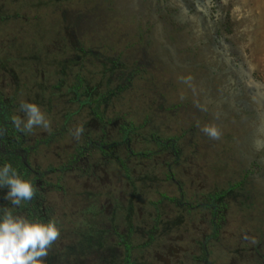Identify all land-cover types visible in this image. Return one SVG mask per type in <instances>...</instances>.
Segmentation results:
<instances>
[{
  "label": "flooded vegetation",
  "instance_id": "1",
  "mask_svg": "<svg viewBox=\"0 0 264 264\" xmlns=\"http://www.w3.org/2000/svg\"><path fill=\"white\" fill-rule=\"evenodd\" d=\"M143 4L147 2L0 0V165L11 163L23 179L32 182L34 188L32 200L22 202L17 208L3 199L7 189L0 188V213L7 209L26 219L55 220L59 224L55 201L65 192L63 183L69 171L61 155L64 154L65 161L72 166L75 161L81 163L88 158L90 149L104 148L91 141L86 143L89 125L79 117V111L73 114L66 112L69 109L66 98L58 106L49 104L42 107L32 103L49 122L47 129L34 126L31 132L19 131L12 122V117L26 122V114L20 110V104L24 102L23 88L35 87L31 81L35 70L40 67V59L32 56L35 48L29 47L28 41L38 45V39L50 38L55 48H63L66 42L75 51V55L70 56L72 69L90 70L95 65L93 68L97 70L96 66L99 67L97 72L106 80L103 81L105 100L114 101L127 89L125 97L128 101L136 96L144 102L143 111L148 113L149 109L153 112L152 119L148 115L146 126L152 127L155 118L167 131L163 133L160 145L166 153L164 165H169L168 171L171 173L177 164L176 173L182 177L179 182L185 181L188 185L185 187L187 197L193 193L200 197L203 201L199 207L211 210L215 219L221 215L234 216L233 226L240 228L241 243H235L233 247L230 246L232 243H215L216 239L220 240L218 224L215 221V227L211 229L209 222L212 218L209 217L201 218L204 229L196 226L187 229L182 225L167 232V223H161L162 219L155 216L153 222L163 224L159 231H166L163 233L166 236L161 243L153 239L138 246L131 241L127 228L117 231L116 223L129 220L130 204L126 199L125 203L116 206L115 211L106 210L105 216L98 219L100 223L97 226H93L92 219H86L84 223L87 225L80 228L67 229L57 225L60 235L43 258V264H209L214 252L225 254L229 264H264V173L257 167V162L249 158L248 152L241 150L243 144L238 142L246 130L242 121L247 109L243 103L245 100L235 101V105H244L238 109L233 105L234 100H224L215 86L212 93L207 85V77L216 81L222 72L226 82L233 74V66H229L231 62L225 60L228 53L224 56L220 51L218 53L217 46L221 40L215 34L213 38L208 35L204 38L203 31L197 32V44L188 47L189 55L183 53L187 47L178 45L174 49L166 44L165 29L158 21L159 17H153L155 23L152 26L148 17L151 14ZM33 5L51 11L45 18V27L41 25L43 21L35 18L30 23L24 16V9ZM13 10H19V13ZM126 10L133 12L134 17L124 13ZM164 12L166 15L167 11ZM210 13L215 28L220 18L215 0H212ZM198 19L203 26L205 18ZM21 20L23 24L20 27ZM31 24L34 29L30 28ZM126 26L129 28L125 34L121 33V28ZM16 27H19L17 34L20 29L26 33L21 39L14 38L12 31ZM24 50H27L26 57L22 54ZM195 54L203 59L204 64L198 63L193 57ZM205 56L210 62L208 66L205 65ZM202 71L207 74H202ZM135 80L147 85L151 82L154 88L151 95L138 88ZM232 85L227 84L230 88L228 96L232 95ZM94 89L98 90V87ZM221 90L226 94L224 88ZM74 94H77L79 104L91 107L90 100L81 101L80 94L77 91ZM239 95L236 93L235 97ZM244 118L245 123L251 121L254 127L256 121L259 124L261 115L256 113V120H250V116V119ZM114 119L118 129L126 123L121 118ZM208 126L218 129L219 139H212L202 131ZM260 126L262 130L263 126ZM93 127L95 130L98 128L96 125ZM77 129H82L79 135ZM132 133L129 128L120 132L121 139L116 144L130 146ZM102 185L107 188L103 182ZM173 202L187 205L177 200ZM207 227L210 231L205 236ZM196 231L203 239L202 246L194 240ZM137 250L143 251L139 253Z\"/></svg>",
  "mask_w": 264,
  "mask_h": 264
},
{
  "label": "crops",
  "instance_id": "2",
  "mask_svg": "<svg viewBox=\"0 0 264 264\" xmlns=\"http://www.w3.org/2000/svg\"><path fill=\"white\" fill-rule=\"evenodd\" d=\"M38 62L44 68L39 67L35 70L34 80L31 81L35 87L23 88L24 102L38 103L44 107L49 104L58 106L60 105L59 101L68 99L69 109L67 108L66 112L73 114L79 111L82 114L79 113V117H82L84 123L89 125L86 128L89 133L86 143L91 141L104 147L90 149L88 158L82 160L81 163H75V161L72 166L65 161V155H61L65 165L69 167V171L67 172L68 178L63 183L65 192L55 201L59 215V224L57 225L65 226L67 229L69 227L80 228L87 225L84 223L86 219H92L93 226H97L100 223L98 219L105 216L106 210L115 211L116 206L121 205L122 202L125 203L127 199L130 204L128 206L129 220L124 223H116L117 231L127 228L131 241L136 242L138 246L146 245L153 239H156L157 243H161L166 236L163 233L169 232L170 228H180L185 225L187 229L192 226L204 229L201 218L206 217L212 218V221L209 222L211 229L215 227V221L218 224V240H220L216 239L215 243L218 245L232 243L230 245L232 247L233 244L241 243L240 228L238 226L237 229L233 226L234 216L221 215L215 219L211 210L199 207L198 204L203 201L200 197L194 193L191 197H187L185 187L188 185L185 181L182 184L179 182L182 177L176 173L177 164L174 165L173 170H170L171 173L168 171L169 165H164L166 153L160 145V142L163 141L164 126L161 121L154 118L152 121L154 129L147 128L148 115L152 119L153 112L144 111L145 113L142 114L144 102L136 96L131 101H124L123 104L129 106V109L127 113L118 117L122 121H126L120 125L123 127L118 129L114 119L113 104L116 101L117 105L124 100L121 98L126 96L127 89L117 98L119 100H105L103 81L106 80L103 79L101 73H96L98 79L94 85L98 87V90H93L95 86L91 87L81 74L84 70L72 69L73 61L70 58H65L61 65H57L53 61V64L50 62L49 66H44L42 59ZM135 81L138 88L145 90L148 96L151 95L150 91L154 89L151 82L150 86ZM75 91L80 94L81 101L90 100L91 107L79 104L76 99L77 94H74ZM150 108L153 110V107ZM129 115L133 117H129ZM142 115L141 122L134 120L140 119ZM93 125L98 127L97 130L93 129ZM128 128L133 132L130 146L116 144L121 139L120 132ZM80 139L83 138L80 137ZM65 154L67 156L66 151ZM101 180L107 188L103 187ZM174 200L186 202L187 205L180 206L176 204L177 202H173ZM155 216L162 219L161 223H167V226L165 225L168 228L167 232L159 231L163 224L158 225L153 222ZM118 225H122V227L119 228ZM209 231L207 227L205 236L209 235ZM195 235V242L202 246L203 239L199 236V232L196 231ZM196 243L195 247L198 246ZM193 246L194 242L192 248ZM227 259L225 254L217 255L214 252L210 256L209 264H229ZM136 260L138 261L139 258Z\"/></svg>",
  "mask_w": 264,
  "mask_h": 264
},
{
  "label": "rangeland",
  "instance_id": "3",
  "mask_svg": "<svg viewBox=\"0 0 264 264\" xmlns=\"http://www.w3.org/2000/svg\"><path fill=\"white\" fill-rule=\"evenodd\" d=\"M143 1L147 2L146 5L143 4V7H146L149 14H151L148 16L149 19H151V25L153 26L155 23V18L153 17H159L158 21L162 23V26L165 29L166 44L173 46L174 49L176 46L182 45L184 48L187 47L186 49H183V51H185L183 53L189 55L188 47H194V45L197 44V32L199 31H203L202 34L204 38L205 35L213 38L215 34V37L217 36V38L221 40L217 46V52L220 51L222 56H224L225 53H228V57L225 56V60L231 62L232 65L228 64L229 66H233L234 72L229 76L226 82L222 72H219L220 76L217 77L216 81L215 78L211 79L207 77V85H209L208 87L212 93L213 87L215 86L217 92L220 93L224 100H234V107L240 109L246 105L247 109L244 110L245 113L242 116V121L244 123L243 126L246 130L244 131L243 139L238 140V142L243 144L241 150L246 153L248 152L247 155L249 158H251L252 161L255 160L254 162H257V167H259L264 173V0H217V2L215 0V3L218 4L217 14L220 16L215 24V28L212 22V13H210L212 11V0H164L163 2L161 0H155V2L151 0ZM166 6L168 9L163 10ZM24 10V16L28 18L30 23L36 18L43 21L41 25L44 27L47 23L45 19L46 16L51 14L49 9H46V7L42 8L39 5H37V7L34 5L33 7L30 6ZM13 11H17L16 14L19 13V10ZM164 11H167L166 15H164ZM124 13L128 16L134 17L133 12L131 11L126 10ZM143 17H146V15H143ZM203 17L205 18V21H203L204 27L199 24L200 22L198 19ZM210 19L211 21H209ZM22 24L23 20H21V25L19 26L21 27ZM31 26L32 27L30 28L34 29L32 24ZM128 28L129 26L122 27L121 33L123 32L125 34ZM16 29H19V27H16L12 31V33H15V39H21L24 34L26 35L21 29L20 33L17 34ZM223 39H227L229 42ZM37 42L38 45H36L37 43L33 45L30 41H28V44L29 47L34 46L35 48V52L32 55L33 58L36 60L42 59V64L44 66H49L50 62L53 64V61H55L57 65H61L65 58H71L70 56L75 55V51L71 50L66 42L61 49L59 46H56L55 48L54 41L50 38L45 40L44 38H40ZM220 44L221 46H219ZM230 50H233V52H230ZM22 54H24L25 57L28 56L27 50H24ZM193 57L197 59L199 64L203 63V59L200 60L201 57L199 55L195 54ZM205 58V65L208 66L210 62L207 61V56H205ZM73 59H75V57ZM220 60L223 59L220 58ZM94 66H91L90 70L87 72L86 70L81 72L82 76L85 77V80L91 85V87L95 86L94 83L98 79L96 73H98L97 71L99 67L96 66L97 70H95L93 68ZM40 67L44 68L43 66ZM204 73L207 74L206 71H202V74ZM227 84H233L231 96H228L230 88ZM222 88H224L226 94L221 90ZM236 93H240L238 98L235 97ZM121 99H124L121 103L116 105L117 102L115 101L113 104L115 110L114 118L121 117V114L128 112L129 106L123 104L124 101H128V99H126V97ZM237 100H245V102L243 101L244 105H235V101ZM148 112H150L149 109ZM258 112L261 115L259 124L256 121L255 126L253 127L251 121L245 123V116L247 118L250 116V120H256V113ZM143 113L145 112L143 111L142 114ZM129 114H131V112H129ZM132 115H129V117ZM125 116L127 117V115ZM142 118L143 115L140 119L134 120L141 122L143 120ZM260 125L263 126L262 130ZM147 128L150 129L151 127Z\"/></svg>",
  "mask_w": 264,
  "mask_h": 264
},
{
  "label": "clouds",
  "instance_id": "4",
  "mask_svg": "<svg viewBox=\"0 0 264 264\" xmlns=\"http://www.w3.org/2000/svg\"><path fill=\"white\" fill-rule=\"evenodd\" d=\"M20 110L26 114V122L12 117L19 131L31 132L34 126L48 128L49 122L36 104L22 102ZM81 131L77 129V135ZM202 131L212 139H219L220 133L215 126L205 127ZM0 188L7 189L3 199L10 201L14 208L31 201L34 196L32 182L23 179L11 163L0 165ZM59 235L55 220L26 219L5 209L0 213V264H43V258Z\"/></svg>",
  "mask_w": 264,
  "mask_h": 264
}]
</instances>
